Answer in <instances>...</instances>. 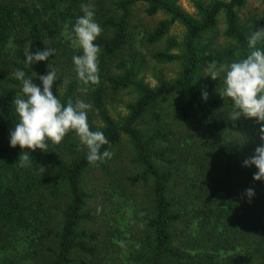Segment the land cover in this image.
I'll list each match as a JSON object with an SVG mask.
<instances>
[{
    "label": "trees",
    "instance_id": "16d2710c",
    "mask_svg": "<svg viewBox=\"0 0 264 264\" xmlns=\"http://www.w3.org/2000/svg\"><path fill=\"white\" fill-rule=\"evenodd\" d=\"M20 1L0 0V264H19L25 259H29L27 264H74L78 252H91L87 243L91 234L83 225L92 222L98 212L85 209L87 193L83 180L90 168H103L106 162L105 159L89 163L85 158L87 149L65 161L59 156L65 144H54L50 140L46 141L47 151L9 146L10 130L19 119L14 105V97L21 95L20 82L14 77L16 70H23L37 84L39 75L55 71L52 90L62 103L68 100L75 103L79 90L86 89L89 105L98 119L95 124L87 113L90 130L105 134L110 144L104 148L113 150L124 136L130 141L133 150L130 162L136 171L127 181L132 186H148L150 195L149 210L141 224L149 250L144 264H264V180H254L257 171L243 166V151L250 152L251 145L240 137L254 127L256 139L262 143L259 124L255 118H231L232 101L219 94L224 87L223 73L215 80L203 76L204 67L210 69L211 61L218 65L229 64L248 53L247 37L253 30L240 24L238 14L246 0H191L195 16L185 12L176 0H112V10L98 18L102 28L95 41L100 47L99 83L87 86L77 79L72 63V56L81 53H74L69 48L71 42L62 38L64 23L72 25L76 18L67 11L57 10L59 3L65 0H41L35 7L20 4ZM137 4L145 5L149 16L160 11L169 16L160 20L146 37L147 44L163 42L161 48L151 54V59L158 64H180L173 78L157 76L155 87L138 78L143 60L135 56L119 62L115 67L118 73H113L109 66V59L128 44L130 17ZM220 17L224 24L222 36L227 43L222 45L220 53L212 54L214 44L205 39L216 29ZM50 20L51 27L46 25ZM175 23L183 27L180 41L168 36ZM258 24L264 26V14ZM10 42L15 47L6 51L5 46ZM29 46L32 53L52 48L54 54L46 61L28 65L25 50ZM257 46L264 48V44ZM127 90L135 97L126 105L125 116L116 121L106 106L107 91L116 96ZM202 91L208 93L206 101L201 98ZM173 94L186 97L179 111L181 123L188 124L192 112L197 111L204 132L200 146L208 153V158L217 162L211 166L210 174L205 175L208 189L202 212L203 222L210 228L203 233V248L195 252L183 251L173 244L174 226L183 217L168 196L174 170L172 167L160 169L157 165V162L168 166L175 163L172 148L166 145L172 140L173 132L154 128L146 134L138 127L152 105ZM66 136L77 137L71 132ZM159 144L163 146L158 148ZM242 145L246 147L244 150H241ZM22 151H29L31 155L28 167L20 166L18 159ZM208 163V159L202 158L201 170L206 171ZM43 167L50 171L37 175ZM62 184L68 189L69 199L60 214L58 228L56 226L49 236L48 227H54L57 222L53 218L45 220L46 213L40 209V194L48 190L52 198ZM248 188L254 189L250 198L245 191ZM26 232L33 234L34 244L29 246L32 250L27 254L25 251V258L17 257L18 235ZM238 245L243 247V255L211 253L233 250Z\"/></svg>",
    "mask_w": 264,
    "mask_h": 264
},
{
    "label": "rangeland",
    "instance_id": "374dc122",
    "mask_svg": "<svg viewBox=\"0 0 264 264\" xmlns=\"http://www.w3.org/2000/svg\"><path fill=\"white\" fill-rule=\"evenodd\" d=\"M23 1H20V4L26 3L29 7H35L40 4L41 0ZM111 1L65 0L59 3L57 10L67 11L77 17L83 14L80 7L81 3H91L94 5L95 20L99 23L100 14L112 10ZM176 1L185 12L192 16L196 15L191 0ZM238 14L241 25L252 27V30L264 27H260L258 24L260 17L264 14V0H246L238 10ZM168 18L169 16L161 11L149 16L145 13V5L137 4L133 8L130 17L129 32L131 37L128 44L117 55L109 59L112 72L118 73V71H115L116 65L127 60L130 56H135L137 60H143L138 78L150 87L157 85L156 77L159 75H162L165 79L176 76L180 70L179 63L158 64L151 59V54L158 51L163 42L154 45L146 42L147 35L155 25L160 20ZM68 19L69 17H67ZM46 25L53 26L52 20L47 22ZM71 26L69 23H64L62 38L71 42L69 48L74 53H81V49L73 42L75 38ZM223 29V19L220 17L216 29L206 35L205 41H211L214 44L212 54L220 53L224 48L222 45L227 43L222 36ZM182 34L183 27L175 23L168 36L175 37L177 41H180ZM14 47L13 42L5 46L6 51H11ZM209 71L211 70L205 66L203 75L205 78L211 77L208 74ZM68 80L67 78L66 82ZM107 94L106 106L111 116L116 121H120L126 114V105L134 99L135 95L130 90L123 91L116 96L110 95L108 91ZM77 95L79 101L89 104V92L86 89H80ZM185 99L186 97L183 94H173L158 101L150 107L139 121L138 127L146 134L154 128L170 129L173 132L172 140L166 145L172 148V157L175 159V163L168 166L157 162V165L160 169L172 167L174 170L168 196L175 203L174 209L180 211L183 217L174 226L173 244L183 251L195 252V250L198 251L203 248L204 245L202 246V244L205 239L203 233L210 228L207 222H203L202 212L203 201L208 189L205 175L206 173L210 174V170H213L211 166H214L217 162L213 158H208V153L200 146V140L204 136V132L197 111L192 112L188 124L180 122L179 111ZM87 113L89 118L97 124L98 119L92 108H89ZM255 133H257L256 129L251 127L246 130L244 136L240 135L242 141L251 145L250 152L243 151V161L253 156L255 148L261 144L257 141ZM62 144H65V148L59 150V156L65 161H69L86 150V147L80 144L78 137L65 136L60 142V145ZM161 146L163 145L159 144L158 148ZM245 148L244 145L241 146V150ZM110 152L113 155L111 158H106L103 168H90L84 175L83 189L87 193L85 209L96 210L98 215L92 222L83 225L88 234H91L87 240L91 252H78L75 255L74 264H144L148 258L149 250L145 246V233L141 224L149 210V187L132 186L127 181V177L136 171V168L130 162L133 157V150L127 137L124 136L122 142ZM202 158L208 159L209 166L205 167L206 164L204 165L207 172L199 167ZM249 167L258 171L254 165ZM49 171V168L43 167L36 174L42 176ZM68 199V189L64 184L60 186L58 194L52 198L48 195V190L41 192L39 200L42 203L40 209L43 208L46 213L44 214L46 216L45 220L51 221V218H53L57 222L54 227L52 225L48 227L49 236H52L54 230H56L58 221H60V214ZM18 236L20 242H18L16 254L17 257L21 255L22 258H25L27 257L26 254L32 250V246H29L30 243L34 244L32 241L33 234H27L26 232ZM211 253H219L222 256L236 253L240 256L243 255V247L238 245L233 250H218L211 251ZM28 261L29 259L21 260L19 264H27Z\"/></svg>",
    "mask_w": 264,
    "mask_h": 264
},
{
    "label": "clouds",
    "instance_id": "9594fccd",
    "mask_svg": "<svg viewBox=\"0 0 264 264\" xmlns=\"http://www.w3.org/2000/svg\"><path fill=\"white\" fill-rule=\"evenodd\" d=\"M82 15L76 17L71 26L74 43L81 49V54L72 56V63L77 79L84 85L99 83L100 47L95 43L102 28L95 20L94 5L81 3ZM264 27L255 28L247 37L246 56L229 64L209 63L208 72L213 80L223 73V85L220 96L230 98L233 105L232 119L255 118L259 124V138L262 143L255 148L254 155L245 159L243 166L254 165L258 171L254 173V180H264ZM54 54V49L46 48L30 52V46L25 50V62L31 65L46 61ZM37 76V73H36ZM14 77L20 82L21 95L14 97L15 112L18 122L9 133V146L17 145L22 149L47 151L50 140L59 144L70 132L74 133L81 145L87 149L86 160L95 164L111 158V153L105 145L110 141L102 131H92L88 123L87 110L91 105L77 100L62 103L53 93L56 73L50 70L47 74L39 75V84L34 83L32 77L26 76L23 70H16ZM201 98L207 100L208 93L202 91ZM103 148V151L101 149ZM29 151H22L19 155L21 167L31 165ZM250 198L254 189L245 190Z\"/></svg>",
    "mask_w": 264,
    "mask_h": 264
}]
</instances>
